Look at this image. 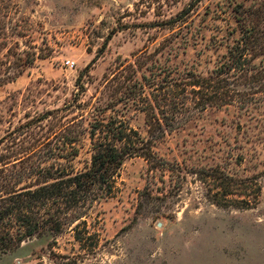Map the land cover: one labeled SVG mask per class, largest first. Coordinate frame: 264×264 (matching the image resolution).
<instances>
[{
  "label": "rangeland",
  "instance_id": "rangeland-1",
  "mask_svg": "<svg viewBox=\"0 0 264 264\" xmlns=\"http://www.w3.org/2000/svg\"><path fill=\"white\" fill-rule=\"evenodd\" d=\"M251 1L16 0L28 28L21 50L34 46L39 56L0 85V137L10 150L29 146L22 129L10 132L50 110L37 128L44 152L72 137L59 161L84 169L95 142L87 135L92 108L113 89L105 75L150 52L179 70L206 74L235 36V3ZM118 110L127 126L146 135L143 111L122 103ZM15 135L20 140L12 143ZM155 151L152 163L142 156L124 161L115 196L96 204L86 224L57 238H27L0 251V264H264V105L196 111ZM223 172L232 176L234 193L208 175Z\"/></svg>",
  "mask_w": 264,
  "mask_h": 264
},
{
  "label": "trees",
  "instance_id": "trees-1",
  "mask_svg": "<svg viewBox=\"0 0 264 264\" xmlns=\"http://www.w3.org/2000/svg\"><path fill=\"white\" fill-rule=\"evenodd\" d=\"M18 13L16 0H0V51L6 49L0 85L15 81L39 56L34 46L21 50V38L28 28L22 26ZM233 13L235 36L229 38L232 41L226 52L206 74L179 70L169 64V57L161 62L150 52L149 58L135 54L133 61H123L110 76L105 75L106 85L112 87V83L113 89L92 108L87 135L95 142L84 169L74 171L59 161L61 157L66 159V144L74 142L72 137L64 138L61 147L44 152L40 142L43 136L37 128L44 127L50 110L10 132L16 134L22 129L18 134L32 138L29 146L10 150L5 136L0 137L1 252L13 250L33 236L49 233L57 238L70 227L77 229L86 224L85 218L96 204L115 196L116 179L124 161L133 156H142L150 163L157 160V141L196 111L232 104L243 110L263 107L264 0L237 2ZM158 68L162 76L155 70ZM128 69L129 74L124 76ZM121 103L144 112L146 135L127 126L124 114L118 110ZM62 127L65 129L66 124ZM20 135L13 136L11 142L20 140ZM77 154L75 149L73 158ZM165 169L172 170L170 166ZM208 175L224 179L220 186L226 194L234 193L228 191L232 176L224 172L223 176Z\"/></svg>",
  "mask_w": 264,
  "mask_h": 264
},
{
  "label": "built area",
  "instance_id": "built-area-1",
  "mask_svg": "<svg viewBox=\"0 0 264 264\" xmlns=\"http://www.w3.org/2000/svg\"><path fill=\"white\" fill-rule=\"evenodd\" d=\"M67 64H71V61H67Z\"/></svg>",
  "mask_w": 264,
  "mask_h": 264
}]
</instances>
